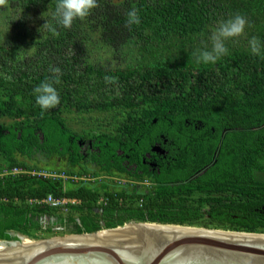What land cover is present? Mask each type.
<instances>
[{"label":"trees","instance_id":"16d2710c","mask_svg":"<svg viewBox=\"0 0 264 264\" xmlns=\"http://www.w3.org/2000/svg\"><path fill=\"white\" fill-rule=\"evenodd\" d=\"M55 4L9 0L0 9V160L8 169L138 179L123 157L141 166L159 135L187 152L180 166L156 176L159 185L143 191L112 180L0 176V241L95 233L130 222L264 234V0H98L70 29L55 25ZM132 9L139 24L127 23ZM237 14L248 26L226 42L228 54L215 64L197 63L193 53L210 49L219 22ZM46 20L58 36L40 33ZM253 37L261 44L258 55L250 50ZM54 67L61 70L58 80ZM45 81L60 103L42 111L34 89ZM64 114L107 117L97 130L77 132ZM87 140L94 175L80 165L79 141ZM38 155L67 156L78 170L37 169L29 162ZM50 194L81 203L67 205L68 212L29 203ZM44 216L55 222L45 227Z\"/></svg>","mask_w":264,"mask_h":264},{"label":"water","instance_id":"95a60500","mask_svg":"<svg viewBox=\"0 0 264 264\" xmlns=\"http://www.w3.org/2000/svg\"><path fill=\"white\" fill-rule=\"evenodd\" d=\"M186 227L130 222L58 244L19 235L0 241V264H264V234Z\"/></svg>","mask_w":264,"mask_h":264},{"label":"clouds","instance_id":"9594fccd","mask_svg":"<svg viewBox=\"0 0 264 264\" xmlns=\"http://www.w3.org/2000/svg\"><path fill=\"white\" fill-rule=\"evenodd\" d=\"M9 6V0H0V9L7 10ZM98 0H56L55 9L51 13L52 20L55 21V25L60 28L70 29L73 22L76 20L83 21L87 18L94 9L98 8ZM127 23L128 25L139 24L140 19L138 16V11L132 9L127 13ZM49 20L39 29L52 34L53 36H58L59 32L57 27ZM248 26L246 18L242 15H235L232 18L219 22L218 27L209 37L211 48L209 49L205 45L204 49H197L193 56L196 58L197 63L203 64H215L221 57L228 54L229 49L226 46V42H235L241 37L245 28ZM249 46L252 54L258 55L261 51L260 41L253 37L249 41ZM55 79H59L58 73H60L59 68H50ZM36 95V103L39 105L42 111H46L50 108L55 107L60 103V97L56 89L51 83L45 81L41 83L34 89Z\"/></svg>","mask_w":264,"mask_h":264},{"label":"flooded vegetation","instance_id":"af4514ba","mask_svg":"<svg viewBox=\"0 0 264 264\" xmlns=\"http://www.w3.org/2000/svg\"><path fill=\"white\" fill-rule=\"evenodd\" d=\"M79 145L82 147V152L84 157L82 158V161L80 163L81 167L83 170H88L89 172L87 173L88 175H94L97 171H95L96 165L90 160L89 158V151H93V142L91 140L87 141H79ZM182 149L180 146L174 141L170 140L167 138L164 134H161L157 137L155 143L151 146L149 152H147L143 157H142V164L141 166L145 168L146 170H142L143 168L137 164V163H132L129 160V156H124L123 157V166L127 167V170L135 173L134 175H139L140 178H130L127 176H121L119 177H111V176H106L107 181L112 180L117 181L120 180L122 186L124 187H138L139 191L145 190L149 185L151 186H157L159 185L158 182H156V176H158L163 172L167 171L170 172L174 170L176 167L181 165V162L179 160L180 156L183 153ZM66 158V163L69 164L67 156ZM136 171H138L136 173ZM146 172V173H144ZM118 176V175H116ZM80 177V176H79ZM123 177V178H122ZM80 181L82 180V176L79 178ZM100 180V177H95V180L93 179L92 182ZM102 199L99 200V202L102 204ZM73 238V237H72Z\"/></svg>","mask_w":264,"mask_h":264},{"label":"rangeland","instance_id":"374dc122","mask_svg":"<svg viewBox=\"0 0 264 264\" xmlns=\"http://www.w3.org/2000/svg\"><path fill=\"white\" fill-rule=\"evenodd\" d=\"M107 117V114H92L91 116H82L78 117L77 115L72 114H64V118L66 119V124L72 130L77 132L82 131H95L98 129L99 122L101 123L104 118ZM86 121H84V120ZM2 122L11 123L12 121L9 119H3ZM30 164L36 165L37 169L42 170H56V171H77V167H71L66 163L65 156H52L49 158H45L44 156L38 155L33 161L29 162ZM8 169L7 164L3 163L0 160V170L1 172ZM95 171H97L95 169ZM98 173V172H96ZM117 175V174H116ZM119 177V176H118ZM120 178V177H119ZM123 178V177H122ZM100 179L107 180L106 175L101 174ZM198 228V227H197ZM60 236V235H57ZM54 236H49L47 238H52ZM70 239V237H67ZM61 239V238H58ZM57 240V239H56Z\"/></svg>","mask_w":264,"mask_h":264},{"label":"built area","instance_id":"2783aa9c","mask_svg":"<svg viewBox=\"0 0 264 264\" xmlns=\"http://www.w3.org/2000/svg\"><path fill=\"white\" fill-rule=\"evenodd\" d=\"M17 175H31V176H37L39 178H45V179H52L55 180L56 178L63 179L64 183H68L69 181L75 182L77 184H80L83 181H93V178L90 176H84L82 177V180L80 181V177H70L66 174H56L48 171H37V170H24L22 168H13V169H6L0 173V176H17ZM95 180V178H94ZM101 180V179H100ZM114 183L121 184L120 180L114 181ZM103 200V199H102ZM103 202V201H102ZM142 200L140 201V204H142ZM30 204H38V205H49L51 207H58L59 209L62 208L63 211L68 212V206L67 205H77L81 202L78 199H68V198H56L52 194L48 195L47 197L43 199H30ZM100 203V202H99ZM101 204V203H100ZM42 222L45 227H47L49 224L55 222V218L44 216L42 218ZM57 230H63L62 227H55Z\"/></svg>","mask_w":264,"mask_h":264},{"label":"bare ground","instance_id":"6f19581e","mask_svg":"<svg viewBox=\"0 0 264 264\" xmlns=\"http://www.w3.org/2000/svg\"><path fill=\"white\" fill-rule=\"evenodd\" d=\"M186 228H190V227H186ZM193 228H197V227H192V229ZM203 230V229H202ZM220 231V230H219ZM104 232H107V231H102V232H100V233H98V234H96V235H99V234H102V233H104ZM93 236H95V235H93ZM93 236H91V235H84V236H76V237H73V238H70V239H77V240H79V239H87V238H90V237H93ZM69 239V240H70ZM63 240L62 239H57V240H53V241H49V242H47V243H50V244H58V243H61ZM64 241H66V240H64ZM68 241V240H67ZM44 243H46V242H44Z\"/></svg>","mask_w":264,"mask_h":264}]
</instances>
